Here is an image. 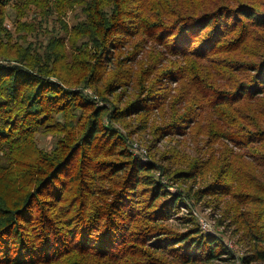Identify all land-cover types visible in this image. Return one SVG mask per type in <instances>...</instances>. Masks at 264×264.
<instances>
[{"label":"trees","instance_id":"16d2710c","mask_svg":"<svg viewBox=\"0 0 264 264\" xmlns=\"http://www.w3.org/2000/svg\"><path fill=\"white\" fill-rule=\"evenodd\" d=\"M0 264H264V0H0Z\"/></svg>","mask_w":264,"mask_h":264},{"label":"rangeland","instance_id":"374dc122","mask_svg":"<svg viewBox=\"0 0 264 264\" xmlns=\"http://www.w3.org/2000/svg\"><path fill=\"white\" fill-rule=\"evenodd\" d=\"M85 92L93 96L98 104H102V101L99 98H97V96L93 94L89 89H86ZM151 122L153 123V120L150 121L149 125L151 124ZM171 138L172 137H165L164 140L160 141L157 145L162 148H164V146L165 148H167L175 144V146H178L181 149H184L186 152L193 154L195 144L191 140V137L176 139L179 141V143L176 142V140H173V141L169 140ZM198 138L200 139V137ZM131 141L133 143L132 147L134 148L135 153L139 154V156L141 157L142 159L141 161H149L150 156H149L147 146L149 145L151 141L150 126H148L147 129L145 130L134 132L131 136ZM229 146L235 149H238L234 147L233 145L229 144ZM171 189L175 191L176 188L172 187ZM194 210L199 216L201 222L204 221L210 225V228H209L211 229V231H209L210 233L215 234L217 231L219 234L221 233L222 228H217L215 225L216 223L215 218L217 217V215L211 212L210 209L197 205L195 206ZM182 212H186V210L182 209ZM220 235L222 238H224L225 243L228 244L230 248H234V249L236 248V245L233 239H231L228 235H222V233Z\"/></svg>","mask_w":264,"mask_h":264},{"label":"built area","instance_id":"2783aa9c","mask_svg":"<svg viewBox=\"0 0 264 264\" xmlns=\"http://www.w3.org/2000/svg\"><path fill=\"white\" fill-rule=\"evenodd\" d=\"M201 224H202L201 226H202L205 230H207V231H211V229H209V228H210V225H209L207 222L202 221Z\"/></svg>","mask_w":264,"mask_h":264}]
</instances>
